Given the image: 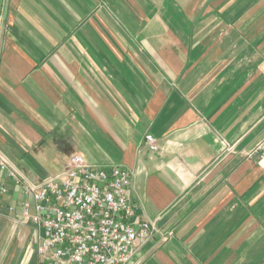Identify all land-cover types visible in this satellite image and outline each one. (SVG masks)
<instances>
[{"label":"crops","instance_id":"1","mask_svg":"<svg viewBox=\"0 0 264 264\" xmlns=\"http://www.w3.org/2000/svg\"><path fill=\"white\" fill-rule=\"evenodd\" d=\"M76 154L130 172L134 264H264V0H0V163L40 184ZM2 187L0 264H41Z\"/></svg>","mask_w":264,"mask_h":264},{"label":"built area","instance_id":"2","mask_svg":"<svg viewBox=\"0 0 264 264\" xmlns=\"http://www.w3.org/2000/svg\"><path fill=\"white\" fill-rule=\"evenodd\" d=\"M145 144L159 149L152 134L146 135ZM2 171L33 201L24 204L23 216L25 224L34 223L42 231L41 264H134L139 238L147 240L157 230L154 223L133 222L137 212L128 194L130 172L122 166L107 171L76 154L67 171L40 184L31 183L6 158ZM5 193L7 188H0ZM168 236L162 234L163 241Z\"/></svg>","mask_w":264,"mask_h":264}]
</instances>
